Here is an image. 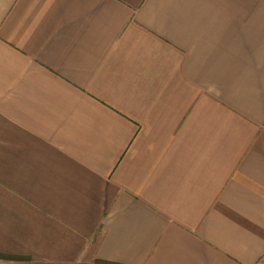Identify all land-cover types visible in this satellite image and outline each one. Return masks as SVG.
<instances>
[{"label": "crops", "instance_id": "1", "mask_svg": "<svg viewBox=\"0 0 264 264\" xmlns=\"http://www.w3.org/2000/svg\"><path fill=\"white\" fill-rule=\"evenodd\" d=\"M0 258L264 264V0H0Z\"/></svg>", "mask_w": 264, "mask_h": 264}, {"label": "rangeland", "instance_id": "2", "mask_svg": "<svg viewBox=\"0 0 264 264\" xmlns=\"http://www.w3.org/2000/svg\"><path fill=\"white\" fill-rule=\"evenodd\" d=\"M25 259H19V258H0V264H26ZM97 264H104L102 262H96Z\"/></svg>", "mask_w": 264, "mask_h": 264}, {"label": "trees", "instance_id": "3", "mask_svg": "<svg viewBox=\"0 0 264 264\" xmlns=\"http://www.w3.org/2000/svg\"><path fill=\"white\" fill-rule=\"evenodd\" d=\"M102 263H104V264H113V263H111V262H106V261H105V262H102Z\"/></svg>", "mask_w": 264, "mask_h": 264}]
</instances>
